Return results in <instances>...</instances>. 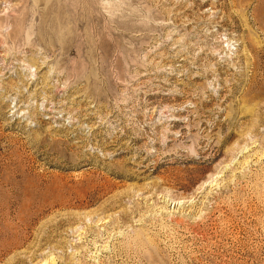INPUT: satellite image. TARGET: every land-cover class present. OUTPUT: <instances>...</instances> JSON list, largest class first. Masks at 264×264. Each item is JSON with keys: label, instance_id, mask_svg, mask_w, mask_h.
<instances>
[{"label": "rangeland", "instance_id": "374dc122", "mask_svg": "<svg viewBox=\"0 0 264 264\" xmlns=\"http://www.w3.org/2000/svg\"><path fill=\"white\" fill-rule=\"evenodd\" d=\"M0 264H264V0H0Z\"/></svg>", "mask_w": 264, "mask_h": 264}]
</instances>
